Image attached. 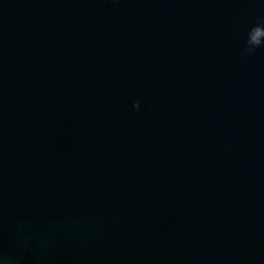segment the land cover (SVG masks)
<instances>
[{
	"label": "water",
	"instance_id": "obj_1",
	"mask_svg": "<svg viewBox=\"0 0 264 264\" xmlns=\"http://www.w3.org/2000/svg\"><path fill=\"white\" fill-rule=\"evenodd\" d=\"M261 22L0 0V264H264Z\"/></svg>",
	"mask_w": 264,
	"mask_h": 264
},
{
	"label": "clouds",
	"instance_id": "obj_2",
	"mask_svg": "<svg viewBox=\"0 0 264 264\" xmlns=\"http://www.w3.org/2000/svg\"><path fill=\"white\" fill-rule=\"evenodd\" d=\"M259 24H264V22H261V23H259ZM254 51H255V50H254V49H251V48L246 49V52H247L249 55L253 54Z\"/></svg>",
	"mask_w": 264,
	"mask_h": 264
}]
</instances>
